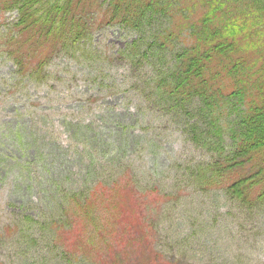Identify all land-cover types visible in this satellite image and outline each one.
<instances>
[{
	"label": "rangeland",
	"instance_id": "1",
	"mask_svg": "<svg viewBox=\"0 0 264 264\" xmlns=\"http://www.w3.org/2000/svg\"><path fill=\"white\" fill-rule=\"evenodd\" d=\"M106 1L86 9L88 28L78 39L47 40L44 49L30 48L23 35L10 38L18 12L0 10V264H94V254L83 261V251L78 261L76 250L66 251L64 239L54 242L46 228L55 218L66 230L70 217H62L63 205L74 195L87 199L95 218L107 217L113 202L122 216L139 199L147 220L136 214L129 224L123 215V223L102 231L111 248L126 249L124 256L136 253L141 236L143 258L154 252L157 264L163 257L178 264H264L259 185L241 199L220 187L257 168L234 164L237 159L228 169L222 164L228 153L222 155L217 143L232 142V110L211 117L198 98L174 107L155 93V77L164 75L184 40L160 37L165 47L146 45L162 28L172 26L176 34L189 20L197 23L201 5L177 0L189 15L154 18L138 32L104 17ZM139 49L144 54L137 55ZM262 53L258 58L247 49L244 57L246 69L262 70L264 77ZM17 63L28 66L21 70ZM252 96L244 104H258ZM254 155V162L264 159V151ZM217 161L223 178L208 167ZM110 192L111 202L97 203L96 194ZM147 258L143 264H150Z\"/></svg>",
	"mask_w": 264,
	"mask_h": 264
},
{
	"label": "trees",
	"instance_id": "2",
	"mask_svg": "<svg viewBox=\"0 0 264 264\" xmlns=\"http://www.w3.org/2000/svg\"><path fill=\"white\" fill-rule=\"evenodd\" d=\"M6 1L9 0H0V10H14L19 13H17L15 24L17 31L10 38L23 35L27 37L30 48L44 49L47 40L57 43V38L67 36H76L75 40L78 39L84 32L83 29L88 28L87 18L84 17L86 9L97 4L99 0H11L7 6ZM196 1L201 5L202 11L197 23L189 20L176 34L173 33L172 26L162 28L157 31L160 32L158 40L153 39L151 44L146 45L149 49L154 45L158 48L165 47L164 44H158L160 37L168 38L169 42L179 38L184 40L180 50L173 52V62L165 68L164 75L160 77L158 74L155 77L153 82L155 93L166 96L168 101L174 103V107L191 102L188 101L191 100L190 98H198L210 111L211 117H214V114L219 117L218 109L232 110L236 119L234 128L229 130L232 142L224 148L221 147V141L217 143L220 148L218 151L222 155L224 152L228 153L222 164L229 163L228 169L231 167L230 163L237 159L238 162L235 161L234 164L248 166V168L255 164L257 168L250 175L245 174L227 185L220 184L219 181L218 183L220 187H227L226 194L237 199L244 198L247 190L254 185H259L258 197L262 199L264 159L254 162L253 156L264 151V82L261 79L264 77L261 74L262 70L251 73L250 69H246L247 58L244 55L247 49L255 55L258 53V58L263 55L264 0ZM106 5V10L103 11L104 17H109L110 22L117 21L138 32L154 18L163 19L164 17L173 20L175 17H184L188 12L185 7L184 9L179 7L177 0H107ZM35 38L37 41L34 40ZM245 39L248 44L245 42L243 45L242 42ZM11 41L12 39H8V42ZM139 41L142 39L139 38L137 42ZM133 45L137 46L136 43ZM135 51L139 56L144 54V51L140 49ZM17 64L21 70L26 68L24 66H28ZM37 67L42 68V66ZM38 68H35L34 74ZM253 93L257 98L259 97V103L248 100L244 104L246 95L251 97ZM235 97L238 99L233 100ZM236 102L243 104L245 109L239 111L237 107L239 105H235ZM222 112L224 114V111ZM214 125L221 130L218 123ZM231 155L233 157H230ZM208 167L215 168L219 178L225 176L218 171V169H224L220 161ZM113 191L115 190L112 189L111 192ZM111 192L108 196L96 194V199H100L97 203L103 206L108 200L107 204L111 202ZM85 200L87 199L82 200L78 195H74L68 200L69 204L64 203L62 217H70V221L64 225L65 231L56 227L57 219L51 218L52 225L46 228L53 231L51 235L54 236L53 241L56 242L57 237L64 239V248L66 251L76 250L75 256L78 261L84 251L83 261L86 260V255L92 261L94 257L90 255L94 254L97 264L102 262L121 264L119 259L121 261L132 259L131 264H143V259L147 257L145 253L143 258L144 244H141V236L135 242L138 249L136 253L124 256L126 249L123 250L122 247L117 248V246L111 248L112 244L108 240L110 235L102 232L107 229L106 226L114 227L123 223L121 219L123 215H125V222L129 224L133 222L136 214V219L139 217L146 219L139 209L141 208L139 199L136 198L129 209H123L122 216L118 215L119 204L113 202L107 208V217L100 218L92 216L91 205ZM146 247L152 252L150 243H147ZM153 253L148 257L151 260L150 264H157V255L153 256ZM162 260L163 262L160 261L158 264H178V261H169L165 257ZM96 262L92 263L96 264Z\"/></svg>",
	"mask_w": 264,
	"mask_h": 264
}]
</instances>
